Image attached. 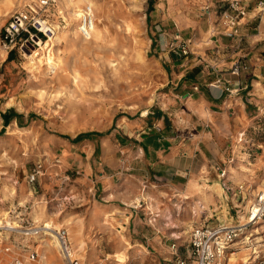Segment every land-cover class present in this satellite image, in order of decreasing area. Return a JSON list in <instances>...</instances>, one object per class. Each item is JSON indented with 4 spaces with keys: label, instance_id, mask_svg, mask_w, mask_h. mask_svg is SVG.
<instances>
[{
    "label": "rangeland",
    "instance_id": "374dc122",
    "mask_svg": "<svg viewBox=\"0 0 264 264\" xmlns=\"http://www.w3.org/2000/svg\"><path fill=\"white\" fill-rule=\"evenodd\" d=\"M86 2L94 7L96 27L88 40L77 30L85 48L56 39L60 29L73 31L78 24L72 17L77 8L57 0L47 11L57 32L42 37L40 46L13 49L9 59L3 26L14 10L38 8V0H0V109L15 104L23 110L20 126H2L0 115V264L17 258L42 264L48 247L39 239L50 236L35 229L46 221L67 228L75 255L86 256L80 264H173L175 250L190 256L192 230L200 220L192 218L193 202L183 203L168 185L139 179L147 168L139 146L144 132L158 123L165 134L183 137L201 129L195 125L198 116L175 95L186 88L173 89L167 64L170 50L181 57L203 52L191 28L196 30L208 14L202 15L201 0H79L77 13ZM159 7L162 14L175 10L179 24L190 17L196 25L184 26L182 38L167 35L164 42L165 30L156 26ZM50 62L59 67L49 71ZM248 88L225 144L226 184L221 182L227 201L235 202L230 211L223 209L227 223L244 222L251 203L264 193V76ZM176 119L186 125L169 128ZM209 122L202 125L206 130ZM84 132L90 133L74 139ZM5 218L19 227H5ZM142 234L157 236L158 244L137 239ZM35 249L38 256L30 260ZM48 255L57 258L54 264H68L59 246ZM261 258L264 216L230 242L216 264H262Z\"/></svg>",
    "mask_w": 264,
    "mask_h": 264
},
{
    "label": "crops",
    "instance_id": "0c3cea01",
    "mask_svg": "<svg viewBox=\"0 0 264 264\" xmlns=\"http://www.w3.org/2000/svg\"><path fill=\"white\" fill-rule=\"evenodd\" d=\"M240 2L247 6L248 12L240 18L236 31L228 34L232 27L223 12L227 9L235 12L231 0H201L202 15L207 13L208 16L196 30L191 28V32L197 34L198 42H201L197 49H203V52L181 57L170 50L172 59L167 65L170 66L173 89L186 88L184 92L176 90L175 95L179 96L185 110L198 116L195 125L201 129H193L190 135L183 137L178 132L165 134L166 128L158 123L154 130L144 132L139 146V155L145 154L147 163L139 179L148 182L152 177L155 182L168 185L183 197V203L193 202L192 218L199 219V224L211 225L213 221H222L223 209L230 211L235 207V202L227 201L219 170L225 168V144L231 135L232 122L242 112L247 94L251 93L248 86L258 76H264V6L258 0ZM156 10V26L165 30L164 42L167 35L175 34L174 39L182 38V34L187 32L184 26L189 30L196 25L190 17L186 18L185 24H179L175 10L163 11V14L160 7L159 12ZM158 46L162 49L163 44L157 43ZM239 60L248 62L249 67L235 73L232 68ZM12 105L15 104L0 109L4 127L19 125L18 119L23 118V110ZM210 120L211 128L206 130L202 125L207 126ZM183 125L186 124L177 119L173 125L168 124L169 128L178 129ZM125 133L128 134L127 130ZM123 223L126 227L127 222ZM144 235L137 239L147 241V245H155L150 241L153 239L158 244L157 236Z\"/></svg>",
    "mask_w": 264,
    "mask_h": 264
},
{
    "label": "built area",
    "instance_id": "2783aa9c",
    "mask_svg": "<svg viewBox=\"0 0 264 264\" xmlns=\"http://www.w3.org/2000/svg\"><path fill=\"white\" fill-rule=\"evenodd\" d=\"M56 1L38 0V8L30 6L25 9L14 10L4 24L1 34V41L7 50H23L28 45H37L39 40H42V37H49L54 34L57 27L49 21L47 11ZM259 3L264 6V0H260ZM231 7L235 10L234 13L228 9L223 12L224 17L232 27L228 34H233L236 31L240 18L248 12L247 6L241 4L240 0H231ZM95 23L96 14L94 7L90 2H86L78 16V33L84 38H91ZM248 67V62L239 60L233 65L232 71L239 73L240 70ZM41 166V164H38L37 168L33 170L30 175L31 180L36 179V174L40 171L39 168ZM219 175L223 179L224 184L226 170L221 168ZM239 187L242 188L243 186L240 185ZM255 204H258L259 209L252 214ZM263 216L264 193L259 194L257 201L251 203L248 218L244 222L227 223L220 221L214 225L200 224L195 226L190 238L192 247L190 256H182L175 250L176 258L173 264H216L217 259L225 252L230 242L235 240L247 226L259 221ZM56 235L60 251L68 264H80V258L73 255V246L67 228L65 226L56 228ZM37 256L38 251L36 249L32 250L29 254V259L36 260ZM260 260L264 264V258ZM14 264H22V261L17 258Z\"/></svg>",
    "mask_w": 264,
    "mask_h": 264
},
{
    "label": "bare ground",
    "instance_id": "6f19581e",
    "mask_svg": "<svg viewBox=\"0 0 264 264\" xmlns=\"http://www.w3.org/2000/svg\"><path fill=\"white\" fill-rule=\"evenodd\" d=\"M78 2H79V0H76V1L75 0H67V3L69 5L73 6L74 9L77 8V9H75L72 12V17H74V18H77L79 16V13H80V12L77 13V11L80 10L79 9L80 7H79ZM95 27H96V23L94 25V29H95ZM66 29L67 28L60 29L59 32H58V34L55 35L56 39H58V40H65V42H66V44H67L68 47L85 48V45H86L85 42H80L78 40L77 29L75 28V26L73 25V31H69V29L68 30H66ZM94 29H93V33H94ZM48 38L49 37H46V39H48ZM88 39H91V38H85V40H88ZM42 41H44V40L43 39L42 40H39V43H38L39 46H40V43ZM29 60L32 63H35V58L34 57L30 56V59ZM33 65H35V64H33ZM58 67H59V65L56 62H50L48 64V70L49 71H55L56 68H58ZM36 69H38V68H36ZM258 209H259L258 206H254V209L252 211V214H253V212H256ZM251 219H252V217H251ZM3 223L5 224V227H12V228H18L19 227V225H17L15 222H11L7 218H5L3 220ZM56 228H58L57 225H53L50 222L46 221L45 226L41 227L40 229H35V231L37 233H39L42 230L43 231H46L45 233L46 234H49L50 238L53 239L51 241V239L49 237H46V236L39 239L41 241V245L42 244H45L48 247L47 251L45 252V254L43 256V259L41 260V263L42 264H54V261L57 259L54 255H52V257H49V255H48L49 250L50 249L52 250V247L59 246V241H58L57 235H56ZM20 231H22V230H20ZM36 232H34V233H36ZM26 233L28 234V233H32V232L31 231L30 232L29 231H25L24 234H26ZM73 255H75V252L74 251H73ZM80 258L86 259L85 254L84 253H81Z\"/></svg>",
    "mask_w": 264,
    "mask_h": 264
},
{
    "label": "trees",
    "instance_id": "16d2710c",
    "mask_svg": "<svg viewBox=\"0 0 264 264\" xmlns=\"http://www.w3.org/2000/svg\"><path fill=\"white\" fill-rule=\"evenodd\" d=\"M12 52H13V50L11 51V53L9 54V56H8V58L9 59H12L13 58V54H12ZM3 116L5 117V114H3ZM90 132H84V133H80V134H78L74 139H79L82 135H84V134H89Z\"/></svg>",
    "mask_w": 264,
    "mask_h": 264
}]
</instances>
